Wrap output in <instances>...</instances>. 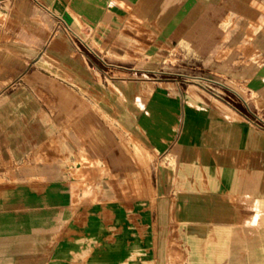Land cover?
<instances>
[{"label":"crops","instance_id":"crops-1","mask_svg":"<svg viewBox=\"0 0 264 264\" xmlns=\"http://www.w3.org/2000/svg\"><path fill=\"white\" fill-rule=\"evenodd\" d=\"M0 13V264H264V0Z\"/></svg>","mask_w":264,"mask_h":264},{"label":"rangeland","instance_id":"rangeland-1","mask_svg":"<svg viewBox=\"0 0 264 264\" xmlns=\"http://www.w3.org/2000/svg\"><path fill=\"white\" fill-rule=\"evenodd\" d=\"M0 16L2 17L1 13H0ZM222 17H224V16H222L220 11L216 10L213 7L210 9V12L206 15L200 30L197 32V36L201 40V42H204L205 37L208 38V39L211 38V39L215 40L216 37L219 36L218 32H219L220 26L222 24L224 25V27H227V25H229V22H227L224 18H223L224 19V21H223ZM94 30H95L94 36H92L91 38H87V37L84 38L87 43L90 42L91 40H93V37H94V42L96 40H99V37H98V34H97L98 33V31H97L98 29H94ZM103 31H104V28H102L99 32H103ZM98 42H100V44H101L100 47H101V49H103L102 45H103L104 41L100 40ZM195 43L199 44L200 41H196ZM146 59H148V58H146ZM156 59H157L156 63H161V65H163V66H167L170 63V61L168 62L169 58H167L166 55L159 56ZM150 61H151L150 59L148 61L146 60L145 63L149 65V64L152 63ZM126 77H128V76H126ZM135 77L136 78H135V80H132V83H130L128 81L129 79H127V83H125V85H126V93H127L126 95L124 94L122 88H120L119 85L117 83H115V82L114 83L110 82L112 90L115 91L116 93H120L122 95V97L125 96L127 98V100L133 99V95L137 94L138 100L141 101V99L139 98V95H140L139 86L141 85V82H145V81L148 82V81H151V80H149L147 78L141 79V78H138L137 76H135ZM135 81H137L138 83H136V84L133 83ZM149 86H153V84H150ZM151 93H152V91H148V88L145 90V94H147L148 97L151 95ZM140 105H141V107L142 106L144 107L145 101L141 102ZM58 156H60V158H64V159L68 158V155L62 156L61 153H59ZM82 162L83 163H87L88 162V157L84 156L82 158ZM0 186H1V188H4V185H0Z\"/></svg>","mask_w":264,"mask_h":264},{"label":"bare ground","instance_id":"bare-ground-1","mask_svg":"<svg viewBox=\"0 0 264 264\" xmlns=\"http://www.w3.org/2000/svg\"><path fill=\"white\" fill-rule=\"evenodd\" d=\"M147 88H148V91H152V90H153V86H148ZM157 112H158V111H157ZM150 118H151V117H150ZM240 199H241V198H240ZM247 199H248V198H247ZM249 199H250V198H249ZM256 235H257V234H256ZM253 238H254V237H253ZM216 239H217V238H216ZM214 240H215V239H214ZM212 241H213V240H212ZM200 247H201V246H200ZM192 250H193V249H192ZM196 251H197V250H196ZM192 252H193V251H192ZM201 252H202V251H201ZM201 252H200V253H201ZM242 252H243V251H242ZM193 253H194V252H193ZM198 253H199V252H198ZM190 255H192V254H190ZM206 256H207V253H206ZM203 258H204V257H203ZM203 258H202V259H203ZM193 261H194V260H193Z\"/></svg>","mask_w":264,"mask_h":264}]
</instances>
